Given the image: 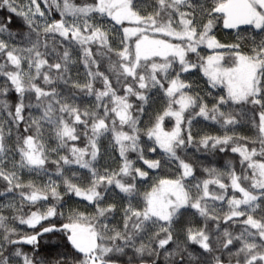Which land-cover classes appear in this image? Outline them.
Wrapping results in <instances>:
<instances>
[{
	"label": "snow or ice",
	"instance_id": "obj_1",
	"mask_svg": "<svg viewBox=\"0 0 264 264\" xmlns=\"http://www.w3.org/2000/svg\"><path fill=\"white\" fill-rule=\"evenodd\" d=\"M0 12V264H264V0Z\"/></svg>",
	"mask_w": 264,
	"mask_h": 264
},
{
	"label": "trees",
	"instance_id": "obj_2",
	"mask_svg": "<svg viewBox=\"0 0 264 264\" xmlns=\"http://www.w3.org/2000/svg\"><path fill=\"white\" fill-rule=\"evenodd\" d=\"M0 15H3V13L2 12H0ZM167 123V122H166Z\"/></svg>",
	"mask_w": 264,
	"mask_h": 264
}]
</instances>
